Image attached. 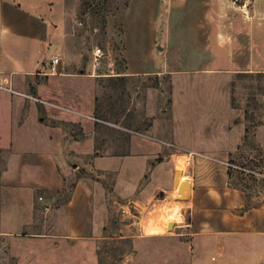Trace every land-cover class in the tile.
<instances>
[{
    "label": "rangeland",
    "instance_id": "374dc122",
    "mask_svg": "<svg viewBox=\"0 0 264 264\" xmlns=\"http://www.w3.org/2000/svg\"><path fill=\"white\" fill-rule=\"evenodd\" d=\"M16 1L49 21L50 37L17 49L12 83L22 95L0 90V172L12 155L60 140L68 173L52 209L82 181L105 228L99 238L42 244L22 233L12 249L19 255L5 264H187L190 237L178 225L188 220L191 191L173 206L171 230L148 236L144 223L174 192L178 156L191 184L195 149L264 174V0ZM203 20L211 22L210 56L186 50ZM11 53L1 37L0 65ZM239 177L264 207V179ZM129 201L144 208L141 227L117 217Z\"/></svg>",
    "mask_w": 264,
    "mask_h": 264
},
{
    "label": "crops",
    "instance_id": "0c3cea01",
    "mask_svg": "<svg viewBox=\"0 0 264 264\" xmlns=\"http://www.w3.org/2000/svg\"><path fill=\"white\" fill-rule=\"evenodd\" d=\"M23 7L19 1L0 0V38L6 39L13 50L11 61L8 60L10 65H0V73L5 70L12 79L15 73L21 72L14 64L18 47H40L48 43L50 37L49 21ZM210 23L203 20L201 26L196 27V36L190 39L199 46L189 45L186 50L199 49L201 55L210 54L211 31L207 30ZM22 71L38 72L37 69ZM59 142L48 136L40 154H14L9 158L8 167L0 172V264L8 259L12 263L19 255L12 249L20 246L16 236L25 232L38 244L50 236L68 240L102 237L104 218L95 211L91 190H87L82 181L76 182L64 205L52 209L65 187L68 173V163ZM7 143L5 150L10 154L12 147L9 141ZM188 162L192 173L188 220L184 227L178 225L180 229L186 228V235L190 237L191 254L185 262L264 264V207H256L253 202L256 198L249 195L245 179L248 177L240 178L227 170V162L202 154L198 149L192 152ZM41 197L43 200L39 199ZM18 209L21 210L19 222L16 221ZM48 214L49 219H46ZM4 247L10 249L7 258L3 257ZM206 248L212 252H203Z\"/></svg>",
    "mask_w": 264,
    "mask_h": 264
},
{
    "label": "bare ground",
    "instance_id": "6f19581e",
    "mask_svg": "<svg viewBox=\"0 0 264 264\" xmlns=\"http://www.w3.org/2000/svg\"><path fill=\"white\" fill-rule=\"evenodd\" d=\"M176 165L177 174L174 192L168 198L164 199L160 205H156L152 212L150 211L151 216L144 223V230L147 231L148 236L163 235L166 231L171 230L178 224V220L174 216L173 206L185 201V197H188V190L180 191L179 186L182 182H188L189 180L184 177L186 160L183 156L177 157Z\"/></svg>",
    "mask_w": 264,
    "mask_h": 264
},
{
    "label": "built area",
    "instance_id": "2783aa9c",
    "mask_svg": "<svg viewBox=\"0 0 264 264\" xmlns=\"http://www.w3.org/2000/svg\"><path fill=\"white\" fill-rule=\"evenodd\" d=\"M94 57L98 58L102 56V50L100 48L96 49L94 52ZM59 62L58 58H54L52 61L53 66L57 65ZM0 90L8 92L10 94L15 95H22L19 91L14 89L13 83H12V75H7L4 73H0ZM226 168L231 171L232 173H235L236 175H250L255 174L257 179H264V174H257L255 171H252L250 169H247L237 163L227 162ZM40 200H43V198H39ZM119 208L117 210V217L120 222L133 225L137 224L141 227V220L143 215V206L137 202V201H129L125 204H118ZM156 205L153 204V207ZM47 210V208H46Z\"/></svg>",
    "mask_w": 264,
    "mask_h": 264
},
{
    "label": "water",
    "instance_id": "95a60500",
    "mask_svg": "<svg viewBox=\"0 0 264 264\" xmlns=\"http://www.w3.org/2000/svg\"><path fill=\"white\" fill-rule=\"evenodd\" d=\"M181 191L182 190H188V192L191 191V184L189 182H182L180 184ZM161 196H163V193H161Z\"/></svg>",
    "mask_w": 264,
    "mask_h": 264
}]
</instances>
